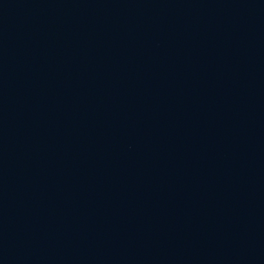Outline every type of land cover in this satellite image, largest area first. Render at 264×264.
I'll return each mask as SVG.
<instances>
[{"label": "water", "instance_id": "1", "mask_svg": "<svg viewBox=\"0 0 264 264\" xmlns=\"http://www.w3.org/2000/svg\"><path fill=\"white\" fill-rule=\"evenodd\" d=\"M0 264H264V0H0Z\"/></svg>", "mask_w": 264, "mask_h": 264}]
</instances>
